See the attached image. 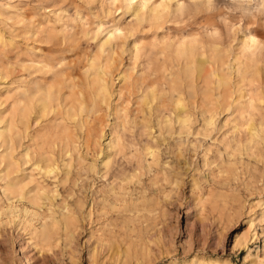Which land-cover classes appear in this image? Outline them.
Returning a JSON list of instances; mask_svg holds the SVG:
<instances>
[{"label":"rangeland","instance_id":"374dc122","mask_svg":"<svg viewBox=\"0 0 264 264\" xmlns=\"http://www.w3.org/2000/svg\"><path fill=\"white\" fill-rule=\"evenodd\" d=\"M135 1L0 0V264H264V2Z\"/></svg>","mask_w":264,"mask_h":264},{"label":"bare ground","instance_id":"6f19581e","mask_svg":"<svg viewBox=\"0 0 264 264\" xmlns=\"http://www.w3.org/2000/svg\"><path fill=\"white\" fill-rule=\"evenodd\" d=\"M131 1V0H130ZM132 1H134V0H132ZM170 1V0H169ZM173 1H175V3L177 4V6H180L181 5V3L178 1V0H173ZM240 2H250V1H254V0H239ZM258 1H260L261 3L262 2H264V0H258ZM136 3L138 2V5H136V12H138L139 10H143V9H145V7H146V5H145V3H143L142 2V0H136L135 1ZM257 3V2H256ZM159 7V6H158ZM110 38H111V36H109L108 37V41L110 40ZM101 89H102V91H105V86L104 85H102L101 86ZM7 127H8V125H7ZM6 130V129H5ZM7 132V131H6ZM53 169V168H52ZM48 170V169H47ZM51 171V170H50ZM49 171V172H50ZM243 244V243H242ZM242 246V245H241ZM213 262H211V264H230L229 262H228V260L226 261V260H222V261H219V260H212ZM206 264V263H205Z\"/></svg>","mask_w":264,"mask_h":264}]
</instances>
